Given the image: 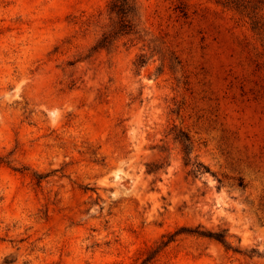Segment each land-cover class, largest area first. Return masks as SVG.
Segmentation results:
<instances>
[{
	"label": "rangeland",
	"instance_id": "obj_1",
	"mask_svg": "<svg viewBox=\"0 0 264 264\" xmlns=\"http://www.w3.org/2000/svg\"><path fill=\"white\" fill-rule=\"evenodd\" d=\"M131 2L0 0V264H264V0Z\"/></svg>",
	"mask_w": 264,
	"mask_h": 264
},
{
	"label": "trees",
	"instance_id": "obj_2",
	"mask_svg": "<svg viewBox=\"0 0 264 264\" xmlns=\"http://www.w3.org/2000/svg\"><path fill=\"white\" fill-rule=\"evenodd\" d=\"M109 9H110V12L115 13V15L118 17L119 22L121 23V26H127L128 25L127 23L130 19V16L132 15V12H133V5H132L131 0H110ZM178 136H179L178 139L180 140V142L183 145L182 150L184 153L185 164L187 165L188 163H190V157H189L190 148H189V145L186 143L188 138L185 134H182V133ZM199 166L205 168L200 163H198V168L192 169V172L193 173L198 172L200 170ZM158 168H160V165H157L154 163H148L146 171L148 173L156 172V170ZM194 232H196L199 235L212 237L219 242L225 243L224 231L217 232L214 234L204 233L203 231H194Z\"/></svg>",
	"mask_w": 264,
	"mask_h": 264
}]
</instances>
